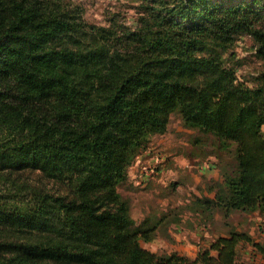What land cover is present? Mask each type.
<instances>
[{
  "label": "trees",
  "instance_id": "trees-1",
  "mask_svg": "<svg viewBox=\"0 0 264 264\" xmlns=\"http://www.w3.org/2000/svg\"><path fill=\"white\" fill-rule=\"evenodd\" d=\"M258 1L145 0L139 25L118 33L64 0H0V185L30 169L69 189L0 191V264H240L243 242L264 264V245L236 230L195 259L154 254L141 241L157 223H138L118 191L179 111L185 127L235 145L215 198L196 200L202 213H264V70L248 85L225 58L249 36L264 60Z\"/></svg>",
  "mask_w": 264,
  "mask_h": 264
},
{
  "label": "rangeland",
  "instance_id": "rangeland-1",
  "mask_svg": "<svg viewBox=\"0 0 264 264\" xmlns=\"http://www.w3.org/2000/svg\"><path fill=\"white\" fill-rule=\"evenodd\" d=\"M64 1L83 21L98 26H116L118 33L134 30L139 25V18L146 5L145 0ZM251 1L214 0L225 5L244 7H249ZM257 5L263 6L264 0H259ZM259 11L264 18V6ZM256 45L251 37L239 36L230 52L225 55L237 77L248 85H252L264 70V60L256 56ZM230 53H235V56L230 57ZM234 148V144L222 148L220 142L210 134L185 127L179 111L171 114L167 131L150 139L147 148L138 154L129 167L128 178L118 185V191L127 200L131 215L138 223L147 217L157 223V237L150 242L141 241L143 248L157 255L177 252L195 259L199 252L192 246L199 242L212 244L211 236L215 233L227 234L232 230L247 233L256 243L264 245V213H233L229 218L223 219L215 209L203 214L196 201L199 198L210 199L212 190L215 194L217 190L214 179L201 176V167L209 166L221 175L222 167L231 158L229 151ZM188 161L192 165V172L200 176L199 182L194 180L189 167H182ZM13 184L17 187H34L56 196L69 194L66 184L49 179L36 170L26 169L12 173L9 181L0 185V191H12ZM197 185L201 188L204 185L208 195L197 194L192 188ZM183 219L185 220L181 222ZM173 223L179 225V228H172ZM183 232L188 235H183ZM185 241L190 243L183 249L179 248ZM237 261L240 264L263 263L261 255L247 242L239 244Z\"/></svg>",
  "mask_w": 264,
  "mask_h": 264
},
{
  "label": "crops",
  "instance_id": "crops-1",
  "mask_svg": "<svg viewBox=\"0 0 264 264\" xmlns=\"http://www.w3.org/2000/svg\"><path fill=\"white\" fill-rule=\"evenodd\" d=\"M189 162V161H188ZM171 165H174V163L173 164H171ZM183 168H190L189 170L191 171V173H192V176H194V180H196V182H199L200 181V176H198V175H196V174H194V172H192V165L190 164V162L189 163H185V165H183L182 166ZM181 167V168H182ZM175 168H176V165H175ZM179 169V168H178ZM200 174H201V176H205V177H207L208 179H214L215 181H218V180H220L221 179V175H220V172L218 171H216V170H214V169H210V167L209 166H205V167H201V170H200ZM193 188V190L197 193V194H203V195H208V192H207V190H205V187H204V185H203V188H201L199 185H197V186H195V187H192ZM199 189H201L202 191H200ZM213 192H211L210 194H209V196L211 197L210 199H214L215 198V191L214 190H212ZM199 197H202V196H199ZM185 219H183L181 222H183ZM182 225V224H181ZM179 225H177V224H175V223H173L172 224V228H175V229H178L179 227H178ZM237 230H239L238 228H237ZM183 235H188V234H186V233H184L183 232ZM227 234H214L213 236H211V239H212V242H214L218 237H220V236H226ZM184 239H186V238H184ZM190 242H188V241H185V242H183V244H181L180 245V247L179 248H181V249H183V247L185 246V245H188ZM210 244H211V242L209 243V244H205V243H202V244H200V242H199V244H195L194 246H192L191 248H195V249H198V252L201 250V249H206V248H208L209 246H210ZM239 247V246H238ZM238 249V248H237Z\"/></svg>",
  "mask_w": 264,
  "mask_h": 264
}]
</instances>
